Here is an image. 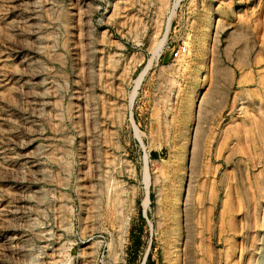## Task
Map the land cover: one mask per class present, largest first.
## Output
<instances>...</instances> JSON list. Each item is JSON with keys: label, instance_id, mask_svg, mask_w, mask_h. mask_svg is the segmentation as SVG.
<instances>
[{"label": "rangeland", "instance_id": "374dc122", "mask_svg": "<svg viewBox=\"0 0 264 264\" xmlns=\"http://www.w3.org/2000/svg\"><path fill=\"white\" fill-rule=\"evenodd\" d=\"M262 91L264 0H0V264H226Z\"/></svg>", "mask_w": 264, "mask_h": 264}, {"label": "bare ground", "instance_id": "6f19581e", "mask_svg": "<svg viewBox=\"0 0 264 264\" xmlns=\"http://www.w3.org/2000/svg\"><path fill=\"white\" fill-rule=\"evenodd\" d=\"M196 85H195V87H196ZM262 92H261V94H262L261 95V101L260 100L256 101L254 97H251L252 100L255 101L254 103L257 104L258 110L260 113V115H259L260 118L254 120V122H253V129H252L253 131H245V130L244 131H237L238 135L242 133L240 141L242 143L246 142L247 145L250 147V150L252 151L251 155L249 156L250 157L249 158L250 159V165L248 167L247 176H246L245 171L243 170V168L241 166V163H237L234 167V171L232 173L228 174V177H227V180L230 184H229V189L227 190V200L224 204V210L222 213V220H221L222 221V232L224 234L223 240H224V243L226 245L225 258H224L226 264H235V262H236L234 260V254H235L236 250L238 248H240V245L238 244V242L236 240V236H237V234H240L241 232L243 234V243L241 246V257L243 258V257H245V255L247 253H249L250 258H249L247 264H264V206H263V208H261L262 199L264 198V170H262L261 173H259V174H255V173L252 174L253 168H256V167L259 168V166L264 167V92L263 93ZM247 98H248V96L247 97L243 96V99H241V100L245 101ZM194 102H196V101H194ZM243 129H244V127H243ZM191 130H190V132H191ZM203 132L204 131H195L192 134V137L189 138V139H192L191 140V147H190L191 182H193L192 180H193L195 172H196L195 171L196 165H197V163L199 161V157H200V152H201L200 147H201ZM190 134H188V136H186V137H189ZM181 135H183V134H181ZM184 138H185V136H184ZM225 141L227 143H229V135L226 137ZM235 156H236V153H232V156L228 158V161L232 162V160L234 159ZM182 157L183 156L181 155V158ZM237 159H238V157H237ZM209 172L213 173L214 170L209 171ZM189 173H190V171H189ZM210 179H212V178H210ZM208 187H210V186H208ZM234 189L237 190V195H238L237 198L239 199L238 203L235 200L236 198H234V196H233V190ZM191 192H193V191H191ZM188 205H190V204H188ZM188 205L187 204L184 205L186 208V216L184 219L185 220L184 221V224H185V231H184L185 252H183V254L185 255L186 264H194V255H195L193 252L194 232H193V223L191 220V213L189 211ZM253 209H254V213H252ZM206 212H208V211H206ZM252 214H254V221H252V219H251V217L253 216ZM238 215H241L242 220H243V224H242L241 229H240L241 225L239 226ZM192 219H193V217H192ZM206 219H207V216H206ZM206 221H208V220H206ZM206 223L208 224V222H206ZM205 228H207V225ZM255 228H256L255 231L257 232V234L252 236L253 238H252V243H251V248H250L248 241H249V238L252 234L251 231ZM206 237H207V235H206ZM206 242H205V244H208ZM205 244L203 243V249L206 252L208 250L206 249ZM239 262L237 261L236 263H239ZM205 263L206 262H204V264ZM242 264H243V259H242Z\"/></svg>", "mask_w": 264, "mask_h": 264}]
</instances>
